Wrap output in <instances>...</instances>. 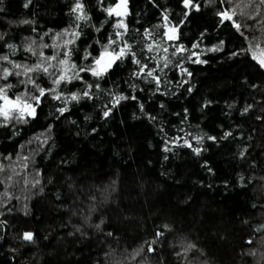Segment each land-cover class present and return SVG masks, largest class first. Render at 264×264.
<instances>
[{"label":"trees","instance_id":"1","mask_svg":"<svg viewBox=\"0 0 264 264\" xmlns=\"http://www.w3.org/2000/svg\"><path fill=\"white\" fill-rule=\"evenodd\" d=\"M25 2L0 4L4 9L0 33L6 34L0 54L9 51L5 42L18 45L16 60L26 55L25 37L38 39L37 34L48 29L52 36L72 23L68 12L73 0H33L27 9ZM194 2L201 10L193 9L185 18L181 0H129L131 15L125 22L134 37L129 42L149 69L157 70L159 88L150 78H133L137 66L128 59L100 84L115 95L137 99L121 101L107 118L103 106L111 107V96L93 88L95 100L73 102L63 116L56 111L60 102L49 97L27 123L0 119V220L8 222L0 226V264H264L260 255L264 248L254 232L264 225V120L257 119L264 117V74L251 52L230 58L233 51L242 52L250 44L264 48V26L256 23L248 28L252 22L238 16V22L246 25L242 36L230 23L220 25L215 15L218 0ZM114 3L105 0L104 6ZM86 5L92 20L73 54L80 64L88 63L82 60L88 45L98 54L94 42H106L116 19L104 23L98 33L95 27L109 18L97 0H86ZM164 13L169 17L167 26H177L178 41L169 42L163 37L164 27H155L165 24ZM24 19L36 23L20 24ZM145 28L152 29L155 41L144 39ZM220 41L225 42L221 51H208ZM149 43L154 44L151 52L146 50ZM193 43L199 47L193 49ZM181 44L189 51L173 56ZM191 52L208 63H192ZM165 59L171 60L167 68ZM178 60L191 77L181 73ZM85 78L93 81L90 75ZM10 81L17 84L15 77ZM74 85H66L65 91L85 87L78 81ZM41 86L51 87L47 77ZM189 87L191 93L186 91ZM19 91L23 88L17 85L13 92ZM205 101L211 104L205 107ZM248 105H252L249 113L242 116ZM226 131L233 135L220 139ZM196 136L204 139L197 143ZM208 136L217 137V142ZM185 140L201 148L200 155L184 146ZM109 186L115 191L108 203L101 204ZM91 207L97 211L90 213ZM101 219L105 223L98 231L95 225ZM25 231L35 233L34 243L21 240ZM109 231L113 237L105 235ZM157 231L167 238L154 246L155 253L145 252L133 260L134 250L146 249L145 242ZM249 238L257 242L245 245ZM190 243L196 248L186 251ZM249 248L256 251L255 257L243 255Z\"/></svg>","mask_w":264,"mask_h":264},{"label":"snow or ice","instance_id":"2","mask_svg":"<svg viewBox=\"0 0 264 264\" xmlns=\"http://www.w3.org/2000/svg\"><path fill=\"white\" fill-rule=\"evenodd\" d=\"M33 0H26L23 7L29 8ZM213 0H210V3ZM0 4H3V0H0ZM97 4L100 6V10L106 14V17L109 18L101 23L100 27H95V31L100 33L103 29L104 23H108L111 18H116L115 23H112L111 27L113 31L108 34L106 42L97 39L94 43L99 46L98 54L94 55L96 48L93 45H88L83 50V61L88 63L80 64L73 60L74 52L78 51L76 47L77 41L81 39L84 35V27L89 25L92 20V16L89 14L86 0H73L71 7L69 8L68 15L72 17V23L68 27L62 29L60 32H56L54 35L50 36L52 29H48L47 32L43 34H37L38 39L33 37H25L23 44V53L26 54L22 60L13 59L17 56L20 46L5 42V47L9 50L6 54H0V117H3L6 121L10 118H13L16 113H19L18 116H15L18 122L27 123L25 117H31L33 119L37 116V108L43 103L44 99L49 97L52 100L59 101L61 106L56 108V111L63 116L66 112L70 111L69 104L76 103L79 104L83 100H95L96 97L93 95L92 89L95 88L97 91H107V94L111 96V107H108L107 104L103 106V117H109L113 108H115L121 101L126 99H137L136 96H125L123 94L115 95L112 93V90H103L101 88L100 81L104 80L115 67H118L120 63L125 60L130 59L131 63L136 65V69L132 72V77L135 79H144L145 77L150 78L149 82H155L157 88L161 84V78L156 75V69H149L147 63H144L143 60L137 55L135 47L129 41L134 39L131 35L128 24L125 22L126 18L131 15L129 9V0H115L114 4L105 5V0H97ZM183 9L185 10L183 15L185 18L191 15L192 10L199 12L201 10V5L194 2V0H181ZM4 9L0 7V12ZM239 10V11H238ZM163 20L165 21L164 25H157L155 27H164L163 37L166 38L169 42L178 41L179 34L177 26L168 27L167 22L169 17L166 13L162 14ZM216 17L219 20L220 25H225L230 23L232 28L235 29L240 35H244L243 29L245 28V23L251 21L252 23L247 24L248 28H251L253 24L259 23L264 26V0H240V3H236L235 0H218L217 11L215 13ZM241 17L244 22H238L237 17ZM35 20L24 19L20 21V24L23 25H34ZM184 21L181 20L180 24H183ZM33 32H36V28H32ZM139 31V30H137ZM144 39L147 40L149 37L155 41V36L153 35L152 29H144ZM4 33H0V41L5 39ZM201 36H204V33H201ZM45 37H50L52 43H45ZM249 39L248 36L244 37ZM140 42H137V45ZM225 44L224 41H220V44L209 48V52H218L222 50V46ZM159 44H156L155 47H159ZM154 44L149 43L146 46V50L151 52L153 50ZM193 49L198 48V43H193L191 46ZM44 49H52L51 55H45ZM164 52H168V48L165 47ZM259 50V55L257 51ZM189 51L182 44L175 48V51L172 53L173 56H176L177 53L183 54L184 52ZM243 52H251V59L255 61L258 65L259 70L264 74V48H261L259 44L249 47L242 52L233 51L230 58L238 57ZM196 57V59H192ZM144 59H151L147 57ZM188 59L192 63L196 64H206L207 60L200 59L199 54L196 52H191V55L188 56ZM171 63V60L165 59L164 67L167 68ZM177 67H180L181 73H186L189 77L192 76V73L186 68L181 67L179 60L177 62ZM162 70V69H161ZM84 74V75H81ZM90 75L93 77V81L88 83L86 81V76ZM15 77L17 84L23 88V91L14 93L13 90L17 87V84L9 82L10 78ZM45 77L49 79L51 87L41 86ZM74 81L85 84V87L82 90L76 92L67 89L65 91L66 85H74ZM187 83V81H185ZM30 86V87H29ZM133 88L135 84L131 85ZM252 88H259V85H251ZM192 88L189 87L186 89L187 92L191 93ZM211 104V101H205L204 106L207 107ZM164 105L161 104V108ZM229 107H233L229 105ZM252 105L245 107L241 115H246L249 113ZM140 109L143 112V105H140ZM185 119L187 118L188 110L185 109ZM178 115V114H177ZM89 117H85V120ZM154 119V117H153ZM258 120H264V117H257ZM75 123V121H72ZM51 131V128H49ZM95 131V129H93ZM231 131L224 132L223 136L220 139H227L229 136H232ZM194 139L197 143H200L204 137L196 136ZM207 139L217 142V137L208 136ZM251 139V137H249ZM167 144V141H165ZM184 146H187L192 149L196 155H200L202 149L199 147H193L187 140L184 141ZM165 152L170 151L168 147L163 149ZM246 151V150H245ZM240 157L245 156V152H240ZM168 159L167 156L164 157ZM27 159V158H26ZM211 171V169H209ZM243 179V177H241ZM53 180H49V183H53ZM36 183H40L39 180ZM113 185L115 181L112 182ZM35 186V185H33ZM73 185H69V188H72ZM99 191V189H98ZM115 191L114 187L109 186L105 188L104 192L106 193L104 200L101 201V204H106L109 202V198L112 192ZM43 192V188H41ZM90 198L95 200L96 197L90 194ZM57 200H60L61 197L57 195ZM255 207V206H254ZM25 209L27 206L25 205ZM90 213L97 211L96 207H91L89 209ZM28 212L25 210V215ZM3 215V213H0ZM88 220L91 219V215L87 217ZM7 220H0V226H6ZM105 223L103 219L100 220V223L96 224L95 227L98 231H102V225ZM247 223V221H245ZM166 231H172L169 226L165 225ZM77 231H80L77 228ZM254 232L258 234L257 240L261 246L264 248V225H260L254 229ZM107 237H113L114 233L109 231L105 233ZM166 239L165 233L163 231H157L154 238L150 242H145L148 246L145 249L144 246H141L134 250L131 254L133 260H136L138 257L147 253H155V245L161 243V238ZM21 240L24 243H34L35 242V233L32 231H25L21 236ZM257 240L249 238L244 243L248 246H253ZM196 248L195 244H188L187 250H192ZM13 252L16 249H12ZM180 255V253H177ZM243 255L255 257L257 255L255 250L249 248L248 251L244 252ZM261 261L264 262V251L260 253Z\"/></svg>","mask_w":264,"mask_h":264},{"label":"rangeland","instance_id":"3","mask_svg":"<svg viewBox=\"0 0 264 264\" xmlns=\"http://www.w3.org/2000/svg\"><path fill=\"white\" fill-rule=\"evenodd\" d=\"M45 43H48V44H51L52 43V39L49 37V39H46L45 38V41H44ZM50 42V43H49ZM44 52H45V55H51L52 54V49H44L43 50ZM257 55H259V50L257 51ZM11 82V81H10ZM13 83V82H12ZM18 85V84H17ZM52 86V85H51ZM30 87V86H29ZM19 115V113H16L15 114V116H18ZM15 116L13 117V118H10L9 120H7V121H11V120H13V121H16V122H18L17 121V119L15 118ZM28 118H31V117H25V119H28ZM0 119L3 121V122H7L3 117H0Z\"/></svg>","mask_w":264,"mask_h":264}]
</instances>
